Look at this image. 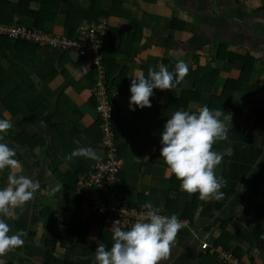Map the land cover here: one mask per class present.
Here are the masks:
<instances>
[{"label": "crops", "instance_id": "crops-1", "mask_svg": "<svg viewBox=\"0 0 264 264\" xmlns=\"http://www.w3.org/2000/svg\"><path fill=\"white\" fill-rule=\"evenodd\" d=\"M25 1L18 8L19 0H0L11 5L0 22L17 21L52 35L72 36L82 23L107 20L106 84L119 91L113 100L112 123L122 165L104 193L120 192L131 205L145 207L150 202L162 214H175L186 222L170 257L161 264H229L222 259L225 252L232 253L238 264H263L264 0H117L116 7L115 0H101L98 7L107 14L96 21L80 18L90 0ZM74 8L78 12L70 32L66 18ZM8 43L13 52L8 49V57L0 56L4 81L0 119L10 120L9 131L17 135L0 133V142L15 149L22 165L17 175L39 181L40 188L32 200L14 209L16 219L6 220L10 235L24 230L26 236L23 246L0 260L3 264H96L95 249L104 244L110 250L113 231L103 228L88 203L75 193L74 183L98 160L71 155L82 147L95 149L100 158L104 155L95 109L96 74L90 61L72 50ZM236 54L241 59L231 61ZM244 56L249 58L246 67L252 69L246 72L242 88L232 93L229 109L222 112L224 85L241 77ZM180 60L189 73L175 90L154 89L151 107L131 110L132 75L147 76L160 64L174 73ZM202 78L208 80L198 97L195 83ZM17 90L26 115L10 112V97ZM203 106L219 110L221 120L232 115V121H224L227 139L213 145L214 151L224 154L215 170L226 181L220 200L203 201L198 192L183 191L174 174L166 176L160 154L161 134L171 115ZM9 172L7 168L0 172V189L7 185ZM57 185L62 187L53 192ZM196 195L191 223L182 214ZM204 242L211 247L204 248Z\"/></svg>", "mask_w": 264, "mask_h": 264}, {"label": "clouds", "instance_id": "clouds-1", "mask_svg": "<svg viewBox=\"0 0 264 264\" xmlns=\"http://www.w3.org/2000/svg\"><path fill=\"white\" fill-rule=\"evenodd\" d=\"M188 65L180 60L176 63L175 72H170L164 64L159 70L149 69L147 76L142 72L132 75L130 86L131 110L135 107H151L154 89L175 90L176 84L188 75ZM219 110L207 106L197 111L178 110L167 120L161 134V157L167 165L166 176L175 175L181 181V189L188 194L199 193V199L220 200L225 186L223 177H218L216 168L223 161V153L213 150L217 141L226 140L228 127L225 120L232 121L231 113L221 120ZM12 128L8 119H0V133L7 134ZM115 132V131H114ZM3 136L0 135V140ZM72 156H83L86 159L99 160L100 156L91 147L73 150ZM16 151L8 144L0 142V172L10 169L7 185L0 189V257L24 244V230L15 234L11 232L6 220L16 219L14 209L24 206L34 198L40 188L39 181H33L25 175H17L21 170L20 161L15 158ZM62 186L57 185L53 192ZM147 211L141 214L130 230H123L121 221L113 222V244L110 250L104 244L95 249L96 264H161L171 254L177 235L186 222L177 215H161L152 203L145 205ZM0 264L3 261L0 260Z\"/></svg>", "mask_w": 264, "mask_h": 264}, {"label": "built area", "instance_id": "built-area-1", "mask_svg": "<svg viewBox=\"0 0 264 264\" xmlns=\"http://www.w3.org/2000/svg\"><path fill=\"white\" fill-rule=\"evenodd\" d=\"M107 28L108 22L103 18L92 23H82L72 36L52 35L14 21L0 22V35L9 40H21L61 50H72L77 56L90 61L92 70L96 74L94 94L98 100L95 109L99 118L100 143L104 149V155L94 164L90 173L82 174L77 178L74 189L79 197L91 205L93 215L100 221L103 228L112 231L113 222L120 220L122 229L130 230L132 224L147 211L146 207L129 204L120 192L108 195L101 193L102 189L109 187L117 178L122 165L112 123L114 111L112 102L118 99L119 91L109 88L106 84L107 69L102 52L105 44L109 42ZM159 214L164 215L161 212ZM203 247L209 248L211 245L204 242ZM222 259L229 264H238L230 252H225Z\"/></svg>", "mask_w": 264, "mask_h": 264}, {"label": "trees", "instance_id": "trees-1", "mask_svg": "<svg viewBox=\"0 0 264 264\" xmlns=\"http://www.w3.org/2000/svg\"><path fill=\"white\" fill-rule=\"evenodd\" d=\"M100 1L101 0H90V6H89V8L86 11H80V12H82V14H81L82 17H80V18L85 19V20L96 21V19H97V17L99 15H106L107 13L105 11H103L101 7L100 8L98 7V5L100 4ZM27 2L28 1H25V0H19V2L17 3L16 7L20 8L21 6H23L24 3L27 4ZM113 3H114V5H113L114 7H116L117 5H119V2L117 0H115ZM10 7H11L10 4L4 5V4L0 3V18L2 16L3 12L6 9L10 8ZM76 12H78V9H75V8L72 9L71 10V14L68 15L67 18H66L67 27H68V30L70 32L74 29V26H73L74 25V19H75L74 18V14ZM39 22H40V19L38 18V24H39ZM2 23H10V22H2ZM17 23L20 24L19 22H17ZM8 40L9 39H7L5 36L0 35V56L1 57H4V58L5 57H8V55L6 54V52L8 51V49H11V53H12L13 52V48H14L13 45H9ZM11 41H14L16 43H28V42L21 41V40H11ZM33 44H35V43H33ZM1 49L2 50L4 49L5 51H2ZM104 50H105V46L102 49L103 55H104ZM230 59H231V61H235L236 59H241V57L236 54V55L232 56ZM242 59L245 60V65H244V69H243V72H242L241 77L239 79H228L226 81V84L224 85V88H223V91H222V94H221V97H220V110L222 112H226L225 110L226 109H229V107L231 105V100L230 99L232 97V93L234 91L239 90V89L242 88V86L245 83L246 78H247V76H246L247 73L246 72H248V70L252 69V68L249 69V68L246 67V65L248 66L247 63H248V59L249 58H247L246 56H244V58H242ZM105 63H106V61H105ZM251 64H252V62H251ZM19 73L21 75L23 73L21 68L19 70ZM107 74L108 73H106V80H108V75ZM206 80H208V79H203L202 78L198 83H195V85L197 87L196 90H198V93H197V96L198 97L201 96L202 89H203V86H204ZM3 82H4L3 81V78H0V87L3 85ZM16 92H17L16 94L14 93L10 97L11 102H12V106H10V112H15V111L20 110L19 112H22L24 115H26L25 114V111H24V108L22 107V104L20 102V94H19V91L17 90ZM228 101H230V103H227ZM112 105H113V109H114V101L112 102ZM98 126H99V121H98ZM7 133L12 138H14L15 135H17L14 131H9ZM197 200H198V195H196L195 198H194V201L191 202L186 207V210L182 214V218L184 220L185 219H190L191 223H194V216H195L194 209H195ZM167 216H170V214L167 215ZM73 240L75 241V239H73ZM79 242L86 243V241H81V240ZM86 246H88V244Z\"/></svg>", "mask_w": 264, "mask_h": 264}, {"label": "rangeland", "instance_id": "rangeland-1", "mask_svg": "<svg viewBox=\"0 0 264 264\" xmlns=\"http://www.w3.org/2000/svg\"><path fill=\"white\" fill-rule=\"evenodd\" d=\"M59 49V48H58ZM107 189H110V187H107ZM105 190L106 189H102L101 190V193H103L104 195H108V194H105L104 192H105ZM111 194V193H110ZM82 200H84L82 197H80ZM126 201H127V199H126ZM86 203H88L87 201H85ZM88 206H90V208H91V205L88 203ZM91 210H92V208H91ZM99 221V220H98ZM100 222V221H99Z\"/></svg>", "mask_w": 264, "mask_h": 264}]
</instances>
